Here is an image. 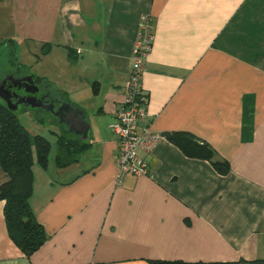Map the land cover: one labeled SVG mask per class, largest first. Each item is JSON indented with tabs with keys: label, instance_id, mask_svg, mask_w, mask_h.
Segmentation results:
<instances>
[{
	"label": "crops",
	"instance_id": "obj_1",
	"mask_svg": "<svg viewBox=\"0 0 264 264\" xmlns=\"http://www.w3.org/2000/svg\"><path fill=\"white\" fill-rule=\"evenodd\" d=\"M145 13L153 40L142 88L157 139L139 152L148 173L118 181L110 124ZM2 50L15 57L2 76L41 77L45 92L63 93L53 99L81 111L91 144L65 167L33 165L29 202L46 239L30 256L9 236L0 200V264L264 256V0H0ZM174 131L206 142L228 172L186 156L164 136Z\"/></svg>",
	"mask_w": 264,
	"mask_h": 264
},
{
	"label": "trees",
	"instance_id": "obj_2",
	"mask_svg": "<svg viewBox=\"0 0 264 264\" xmlns=\"http://www.w3.org/2000/svg\"><path fill=\"white\" fill-rule=\"evenodd\" d=\"M47 47H43V52ZM9 62L15 64L13 50L8 53ZM40 87L48 84L41 77L33 78ZM44 84V86H42ZM41 85V86H40ZM54 98L60 92L46 91ZM63 94V93H62ZM61 94V95H62ZM17 109H9L0 99V200L4 201V217L9 236L21 251L30 256L40 248L46 239L42 225L37 221L29 199L33 190V165L45 169L49 163L51 144L42 135H31L16 118ZM164 136L175 144L186 156L209 160L217 172L225 174L229 170L226 160L214 158V152L204 141L185 131L165 132ZM88 139L82 140L78 134L74 137L64 132L56 134V152L54 163L65 167L77 162L89 149ZM153 264H264V256L254 259L232 261H183L151 260Z\"/></svg>",
	"mask_w": 264,
	"mask_h": 264
},
{
	"label": "built area",
	"instance_id": "obj_3",
	"mask_svg": "<svg viewBox=\"0 0 264 264\" xmlns=\"http://www.w3.org/2000/svg\"><path fill=\"white\" fill-rule=\"evenodd\" d=\"M153 40V20L149 13L141 16L137 26V35L131 51V68L124 85V98L113 113L110 129L117 140L115 163L117 180L125 175L134 176L148 173L147 161L140 150L150 151L157 135L148 127V98L142 88L145 60ZM145 122L144 125H140Z\"/></svg>",
	"mask_w": 264,
	"mask_h": 264
},
{
	"label": "water",
	"instance_id": "obj_4",
	"mask_svg": "<svg viewBox=\"0 0 264 264\" xmlns=\"http://www.w3.org/2000/svg\"><path fill=\"white\" fill-rule=\"evenodd\" d=\"M10 80H13L14 85H17L18 88H23L24 92L27 93L25 95L19 96L16 92L10 90L9 87H5V80L0 82V99L3 100L5 105L11 109L16 110L18 105L24 106H31L35 107H44L45 109L52 112L55 116L61 117V111H69L70 107L67 104L61 103L57 110L54 111V102L51 101L50 103L43 102V96L41 98H37L34 94L37 93L40 88L39 86L33 81L31 76H23L18 79H12L9 77ZM17 82V84H16ZM12 97H19L18 101L13 102ZM66 121L70 122L69 129L76 134L80 135V138L83 140L87 137V131L89 129L88 123L85 121L83 114L81 111H75V113H69L67 116Z\"/></svg>",
	"mask_w": 264,
	"mask_h": 264
},
{
	"label": "rangeland",
	"instance_id": "obj_5",
	"mask_svg": "<svg viewBox=\"0 0 264 264\" xmlns=\"http://www.w3.org/2000/svg\"><path fill=\"white\" fill-rule=\"evenodd\" d=\"M3 50L0 54V77L4 74L6 69H10L8 65V60H6L5 55H2ZM46 90V87H43ZM42 89L39 92L43 91ZM20 92H24L23 88ZM17 121L31 134H39L47 138L51 144L49 152V162H51L55 156L56 152V134L59 132L61 123L58 121L54 114L46 110L44 107H31L19 105L17 108ZM3 172L0 169V175Z\"/></svg>",
	"mask_w": 264,
	"mask_h": 264
},
{
	"label": "flooded vegetation",
	"instance_id": "obj_6",
	"mask_svg": "<svg viewBox=\"0 0 264 264\" xmlns=\"http://www.w3.org/2000/svg\"><path fill=\"white\" fill-rule=\"evenodd\" d=\"M9 77H11L12 79H18V78H15V76L13 75V74H11V75H6V76H2V77H0V82L2 81V80H5V87H9L10 88V90H12V91H14V92H16L17 94H19V96H22V95H25V94H27V93H25V92H20V89H22V87L21 88H18V86L17 85H14V83H13V80H10L9 79ZM16 84H17V82H16ZM23 91H24V89H23ZM37 98H41L42 96L44 97L43 98V102L44 103H50L51 101H53L54 102V104H55V106H54V111H56L57 110V108H58V106L60 105V103H58L55 99H53L52 97H50V96H48V94L47 93H45V91L43 90V91H41V92H37V93H35L34 94ZM18 98L19 97H12V101L13 102H15V101H18ZM19 106V105H18ZM47 110V109H46ZM49 111V110H48ZM64 112H65V114H64ZM66 112H67V114H66ZM52 113V112H51ZM53 114V113H52ZM69 114V112L68 111H64V110H62L61 111V117H56V118H58L59 120H65V119H67V115Z\"/></svg>",
	"mask_w": 264,
	"mask_h": 264
}]
</instances>
